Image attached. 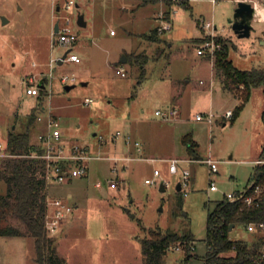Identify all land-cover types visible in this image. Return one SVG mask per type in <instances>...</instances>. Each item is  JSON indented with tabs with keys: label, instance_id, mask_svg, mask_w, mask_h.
I'll return each mask as SVG.
<instances>
[{
	"label": "rangeland",
	"instance_id": "obj_1",
	"mask_svg": "<svg viewBox=\"0 0 264 264\" xmlns=\"http://www.w3.org/2000/svg\"><path fill=\"white\" fill-rule=\"evenodd\" d=\"M72 1L0 0V141L9 130L29 129L37 143L41 122L29 124V115L50 113L65 142L88 145L100 156L86 161V175L48 186L49 197L72 205L50 234L67 264H143L139 239L156 227L192 236L193 248L188 253L182 244L168 249L165 264H205L208 212L226 193L248 187L253 159L263 148L264 87H252L235 117H225L242 99L223 87L213 66L215 53L198 54L197 47L204 38L220 37L234 66L264 68V20L253 16L249 35L238 36L231 27L237 6L232 0H188L187 7L180 0ZM165 9L171 28L159 33L160 40L148 39L154 27L169 19ZM78 13L86 25L77 23ZM56 21L70 27L73 43L57 42L52 34ZM207 21L213 34L202 25ZM67 50L80 61L49 65ZM37 80L45 84L38 97L26 92ZM176 93L183 121L162 122L155 110H166ZM209 112L214 114L211 123L195 119L196 113ZM186 132L198 143L202 159L187 155L181 142ZM128 137L129 145L136 148L137 141L140 150L126 160L120 157ZM5 156L0 155V169ZM209 156L217 171L205 161ZM170 158L181 159L175 163ZM182 167L190 170L186 182ZM114 180L118 185L110 187ZM211 182L217 189H210ZM5 190L0 179V194ZM229 237L251 240L253 233L237 224ZM0 264H39L33 237L0 235Z\"/></svg>",
	"mask_w": 264,
	"mask_h": 264
},
{
	"label": "trees",
	"instance_id": "obj_2",
	"mask_svg": "<svg viewBox=\"0 0 264 264\" xmlns=\"http://www.w3.org/2000/svg\"><path fill=\"white\" fill-rule=\"evenodd\" d=\"M169 0L167 3H171ZM181 6L187 7L188 0H180ZM170 10H166V18ZM150 40H160L158 26L147 36ZM220 48L215 50L213 66L216 74L221 77L223 87L235 91L242 100L232 111L239 112L248 98L252 87H264V68L252 67L239 69L228 58L224 40ZM44 86L39 88V95ZM38 95V96H39ZM29 124L36 120L37 115H29ZM187 153L201 159L197 152V142L191 133L182 137ZM3 150L9 154L2 159L0 179L6 183V190L0 194V235H30L35 244V260L39 264H67L66 259L57 252L56 239L47 233L45 214L47 210L48 185L44 176V160L39 156H31L32 152L40 154V144L32 141L29 129L24 131L9 130L6 140L2 142ZM264 152V145L262 148ZM251 181L253 185L247 189L252 194V202L242 199L229 201L226 197L218 200L213 210L207 215V254L205 264H264L261 248L264 245V233L260 230L253 233L251 240L231 239L229 225H246L250 222H264V164L255 165ZM259 185V192L254 187ZM181 191V184L180 189ZM143 255V264H165L168 249L182 244L188 253L192 248V236L169 229L153 228L148 235L139 239Z\"/></svg>",
	"mask_w": 264,
	"mask_h": 264
},
{
	"label": "built area",
	"instance_id": "obj_3",
	"mask_svg": "<svg viewBox=\"0 0 264 264\" xmlns=\"http://www.w3.org/2000/svg\"><path fill=\"white\" fill-rule=\"evenodd\" d=\"M214 1V0H213ZM235 3H238L240 0H232ZM250 1L251 0H245ZM70 4H73L74 2L70 0ZM254 6H256V3H252ZM255 15V14H254ZM204 28H208L211 30V33L213 34V27L210 22H204L203 24ZM170 28V23L167 20H164L162 24L158 26V31L161 32L165 29ZM70 27L67 26H61L59 25L58 32L52 33L57 34V42L59 44H66V43H73L74 37L70 35ZM111 34H114V30H110ZM53 38V42H54ZM220 43L215 41L214 37H208L204 38L199 46L197 47V53L198 54H213L216 49L220 48ZM60 58V57H59ZM59 58H51L49 65L51 66L53 64V61H57ZM63 60L71 61V62H79L80 57L76 53H67ZM63 62V61H62ZM32 65H36V63L33 61ZM119 72L121 75H125L123 67L119 68ZM63 81H67V78L63 76ZM28 84L26 86V92L31 95H39V84ZM88 101V98L86 99V102ZM177 109L174 107H169L166 110H155V114L162 117V118H172L176 116ZM232 115V110H227L225 113V117H229ZM214 114L212 112H209L207 114L198 113L196 114V119H205L207 122L211 123L213 120ZM38 121L43 122V126L37 133V140L40 144V147L42 148V152L38 154L37 152H32L31 156H39L43 158L44 160V176L45 180L48 186L52 184H63L65 182H68L72 180L73 178L84 176L87 174V167H86V161L91 158H99L100 156H94L91 151L89 150L88 145L74 143V144H68L63 140L62 137V130L59 127V121L58 119L52 115L48 114L47 117H44L40 114L37 115L36 118ZM127 142H130L129 137L126 139ZM134 145L138 150L139 144L137 141L134 142ZM0 155H8L6 152L4 153L3 150V144L0 141ZM126 160H129L133 157L126 156V157H120ZM116 160L117 158L114 157ZM170 160L174 161L175 163H178L180 161L179 158H170ZM205 161L209 163L210 169L212 171H217V164L216 160L213 158L206 157ZM253 163L255 165H261L264 164V152L262 151L261 154L253 159ZM112 170H117L116 166H113ZM154 176H157L160 174V171L155 168L153 170ZM190 174V170L186 167L181 168V176L183 180L186 182L188 179V176ZM146 183H152L154 180L152 178H146ZM254 181H251L250 184L246 189H243L241 191L235 192H229L226 193L224 196L229 201H236L239 199H242L243 201L247 203L252 202V194L247 193V189L252 186ZM101 182L98 181L97 185H100ZM181 184V183H180ZM110 187H116L118 185V181H110L109 182ZM182 189V185H181ZM210 189L215 190L217 189L216 185L211 182ZM260 188L259 185H256L254 187V192H259ZM47 204V210L45 214V228L47 230L48 234H54L61 224L63 223L64 219L68 214L72 211V205L65 202L60 197H49L47 195L46 199ZM246 229L252 233L261 231L264 233V222H250L246 225ZM179 247L178 245L176 246ZM262 254L264 255V245L261 248Z\"/></svg>",
	"mask_w": 264,
	"mask_h": 264
},
{
	"label": "water",
	"instance_id": "obj_4",
	"mask_svg": "<svg viewBox=\"0 0 264 264\" xmlns=\"http://www.w3.org/2000/svg\"><path fill=\"white\" fill-rule=\"evenodd\" d=\"M255 14V6L250 1L240 0L237 3L235 8L234 19L231 21V27L238 36H247L250 33L251 29V20ZM6 18L2 16V22L5 23ZM77 23L81 26L86 25V21L84 20V14L78 13L77 15ZM59 22L56 21L53 25V32H58ZM68 50L64 52V54L57 60V63H62L64 57L66 56ZM126 58L123 57L121 61H125ZM39 86L43 87V84H39ZM71 85H66L65 88L69 89ZM14 127V125H13ZM160 190H164L165 186L163 183L160 184ZM176 189H180V183L178 182L176 185ZM233 228V224L229 225V230Z\"/></svg>",
	"mask_w": 264,
	"mask_h": 264
},
{
	"label": "crops",
	"instance_id": "obj_5",
	"mask_svg": "<svg viewBox=\"0 0 264 264\" xmlns=\"http://www.w3.org/2000/svg\"><path fill=\"white\" fill-rule=\"evenodd\" d=\"M166 10H169V9H165V11ZM164 11V10H163ZM255 16V15H254ZM169 19H167V21H169V23H170V20H171V17L169 16L168 17ZM255 17H253L252 18V20L254 19ZM258 19V18H257ZM166 20V19H165ZM258 20H261V19H258ZM160 25V24H159ZM159 25H157V26H159ZM170 28H171V23H170ZM169 28V29H170ZM165 30H168V29H165ZM164 31V30H163ZM160 33V32H159ZM111 34V33H110ZM115 34V33H114ZM38 97V96H37ZM174 99H173V104L172 105H168V108L169 107H174V108H176L177 109V114H176V116H174V117H172V118H162V117H160V119H161V121L162 122H171V123H176V122H180V121H183V119H181V105H180V96L176 93L175 94V96L173 97ZM50 110V109H49ZM156 110H158V109H156ZM229 110V109H228ZM51 111V110H50ZM196 114H198V113H196ZM206 114V113H205ZM41 115V114H40ZM195 117H196V115H195ZM43 118H44V116H43ZM196 119V118H195ZM196 120H198V119H196ZM200 120H205V119H200ZM41 122V126L39 127V129H38V131L41 129V127L43 126V122L42 121H40ZM225 124V123H224ZM38 133V132H37ZM187 133H191V132H186V133H184V134H182L181 135V142H182V137H183V135H185V134H187ZM191 135H192V133H191ZM130 139V138H129ZM195 141V140H194ZM130 142H131V140H130ZM130 142H127L126 140H125V143H126V147L124 148V155L125 156H123V157H126V156H128V155H131V157H133L132 155L135 153V151H137L138 149L137 148H134L132 145L130 146L129 144H130ZM196 142V141H195ZM183 143V142H182ZM198 144V143H197ZM114 145H116V142H114ZM185 145V144H184ZM264 145V144H263ZM263 147V146H262ZM121 148V147H120ZM197 149H198V145H197ZM185 150H186V152H187V149H186V145H185ZM139 151V150H138ZM198 152V151H197ZM261 152H262V149H261ZM261 152H260V154H261ZM259 154V155H260ZM187 155H188V153H187ZM166 159H168V158H166ZM181 159V158H180ZM183 160H185L186 158H182ZM202 159V158H201ZM71 181V180H70ZM97 184V183H96ZM61 185V184H60ZM51 187V185L49 186V188ZM49 188H48V194H49ZM49 196V195H48Z\"/></svg>",
	"mask_w": 264,
	"mask_h": 264
},
{
	"label": "bare ground",
	"instance_id": "obj_6",
	"mask_svg": "<svg viewBox=\"0 0 264 264\" xmlns=\"http://www.w3.org/2000/svg\"><path fill=\"white\" fill-rule=\"evenodd\" d=\"M255 16L259 19H263L264 20V4L259 5L256 3L255 6Z\"/></svg>",
	"mask_w": 264,
	"mask_h": 264
}]
</instances>
